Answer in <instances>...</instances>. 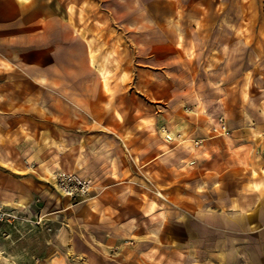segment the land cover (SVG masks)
Returning a JSON list of instances; mask_svg holds the SVG:
<instances>
[{
  "label": "rangeland",
  "instance_id": "obj_1",
  "mask_svg": "<svg viewBox=\"0 0 264 264\" xmlns=\"http://www.w3.org/2000/svg\"><path fill=\"white\" fill-rule=\"evenodd\" d=\"M27 1L10 6L14 20L8 23L6 14L0 21V131L11 145L62 151L73 131L55 137L42 115L56 106L64 115L83 108L113 123L142 112L158 116L145 143L165 152L168 146L197 150L205 138L226 135L212 132L218 117L230 127L242 111L264 104V0H59L46 15ZM36 18L48 20L40 25ZM89 50L93 64L85 59ZM52 97H64V104ZM68 97L94 103L71 104ZM201 118L207 135H188ZM185 165L188 178L175 184L154 183L137 170L140 195L127 200L98 198L100 191L96 203H72L50 189L47 217L0 223L9 257L0 264H170L166 249H157L171 238L168 210L186 202L168 192L200 191L198 167ZM120 221L128 225L124 243L109 259L97 241Z\"/></svg>",
  "mask_w": 264,
  "mask_h": 264
},
{
  "label": "crops",
  "instance_id": "obj_2",
  "mask_svg": "<svg viewBox=\"0 0 264 264\" xmlns=\"http://www.w3.org/2000/svg\"><path fill=\"white\" fill-rule=\"evenodd\" d=\"M57 2L29 0L27 7L37 6L46 15ZM16 3L17 0H0V21L6 14L8 23L14 20V14L10 20L9 12L10 6L14 10ZM5 5L9 7L7 13ZM36 20L41 25L48 19ZM87 43L90 49V41ZM85 59L93 64L94 50H89ZM100 71L105 78L104 66ZM52 98L53 103L59 105L62 100L64 104V97ZM67 101L78 105L94 103L93 97H68ZM72 112L64 115L56 106L42 111L46 126L51 121V134L55 137L64 136L63 130L73 131L60 144L62 151L52 153L44 145L39 147V152L34 145H11L0 131L1 205L23 211L29 217L38 213L47 217L53 198L51 175L57 170L92 179L93 203L105 194L110 195L108 199L138 198L140 194L134 185H139L141 180L135 175L137 170L146 172L154 183L175 184L188 178L189 170L182 168H187L185 163L189 161L198 167L200 191L193 190L189 196L174 187L168 192L174 199L181 196L186 203L184 207L168 210V226L173 229L171 238L158 246L157 252L166 249L170 264H264V104L255 111H242L238 122H231L226 135L205 138L197 150L168 146L167 152L141 139L159 124L158 116L142 112L140 117L127 115L125 122L113 123L111 117H95L92 111L86 112L83 108ZM206 122L204 118L196 121L187 134L206 136L209 127ZM134 129L138 131L132 138ZM75 131L82 134L77 135ZM43 134L41 130L40 136ZM126 186L129 192L124 193ZM38 201L42 202V208L38 207ZM127 226L120 221L97 241L104 252L108 251L109 259L118 257L114 249L124 243L122 233L127 231ZM72 248L77 250L74 244ZM8 258L0 244V259Z\"/></svg>",
  "mask_w": 264,
  "mask_h": 264
},
{
  "label": "built area",
  "instance_id": "obj_3",
  "mask_svg": "<svg viewBox=\"0 0 264 264\" xmlns=\"http://www.w3.org/2000/svg\"><path fill=\"white\" fill-rule=\"evenodd\" d=\"M212 132L217 134H227L228 127L223 117H218ZM52 189L62 198L72 203L89 201L92 198L93 181L77 173L57 170L51 175ZM37 218V216H35ZM31 217L23 211L19 212L12 208H6L0 204V223L13 224L16 221L31 222ZM40 220V218H39ZM37 223V221L35 222Z\"/></svg>",
  "mask_w": 264,
  "mask_h": 264
},
{
  "label": "bare ground",
  "instance_id": "obj_4",
  "mask_svg": "<svg viewBox=\"0 0 264 264\" xmlns=\"http://www.w3.org/2000/svg\"><path fill=\"white\" fill-rule=\"evenodd\" d=\"M82 203V202H81Z\"/></svg>",
  "mask_w": 264,
  "mask_h": 264
}]
</instances>
